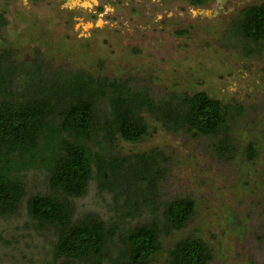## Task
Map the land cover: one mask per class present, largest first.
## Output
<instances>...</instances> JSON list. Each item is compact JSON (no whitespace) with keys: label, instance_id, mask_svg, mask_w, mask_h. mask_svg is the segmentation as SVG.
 <instances>
[{"label":"rangeland","instance_id":"obj_1","mask_svg":"<svg viewBox=\"0 0 264 264\" xmlns=\"http://www.w3.org/2000/svg\"><path fill=\"white\" fill-rule=\"evenodd\" d=\"M264 0H0L6 25L0 48L27 62L40 58L52 76L68 79L84 71L94 78L127 81L155 102L176 94L204 91L223 105L240 106L230 126L231 153L221 148L223 135L168 131L148 119V135L138 143L117 140L123 157L155 152L160 164L156 200L191 199L194 215L178 232L161 238L160 252L149 264H165L167 249L195 235L209 244L208 264H264V47L245 55L235 22L249 5ZM148 116V115H147ZM146 116V117H147ZM255 146L253 160L247 148ZM46 174H21L26 195L18 212L0 217V264H78L52 259V235L37 231L25 201L46 193ZM108 190L94 178L86 193L72 199L75 215L94 214L104 221L122 214ZM149 217H126L133 226ZM103 264H113L112 260Z\"/></svg>","mask_w":264,"mask_h":264},{"label":"trees","instance_id":"obj_2","mask_svg":"<svg viewBox=\"0 0 264 264\" xmlns=\"http://www.w3.org/2000/svg\"><path fill=\"white\" fill-rule=\"evenodd\" d=\"M189 1L192 6L209 2ZM5 25L0 12V31ZM234 26L246 56L263 49L264 3L243 9ZM52 74L42 59L17 60L13 51L0 48V217L19 210L26 195L21 174L42 170L48 191L30 196L25 209L37 231L52 235L54 261L103 264L111 256L113 264H149L160 252L161 238L187 225L195 203L176 198L159 204L163 158L155 152L123 157L116 141L140 142L153 119L168 131L223 135L221 148L230 154L228 134L241 107L223 105L204 91L173 94L157 103L127 81L94 78L84 71L68 79ZM256 153L255 146L247 148L250 160ZM93 176L116 203L125 197L116 220L75 215L71 200L86 193ZM142 211L149 215L144 223H124ZM212 259L209 244L190 235L167 249L165 264H208Z\"/></svg>","mask_w":264,"mask_h":264}]
</instances>
